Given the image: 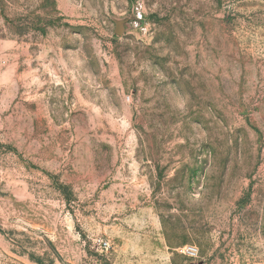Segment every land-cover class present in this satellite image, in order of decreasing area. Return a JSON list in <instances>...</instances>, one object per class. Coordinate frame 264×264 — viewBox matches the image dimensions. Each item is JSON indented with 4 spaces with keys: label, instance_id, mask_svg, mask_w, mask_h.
Masks as SVG:
<instances>
[{
    "label": "rangeland",
    "instance_id": "1",
    "mask_svg": "<svg viewBox=\"0 0 264 264\" xmlns=\"http://www.w3.org/2000/svg\"><path fill=\"white\" fill-rule=\"evenodd\" d=\"M0 264H264V0H0Z\"/></svg>",
    "mask_w": 264,
    "mask_h": 264
},
{
    "label": "built area",
    "instance_id": "2",
    "mask_svg": "<svg viewBox=\"0 0 264 264\" xmlns=\"http://www.w3.org/2000/svg\"><path fill=\"white\" fill-rule=\"evenodd\" d=\"M184 254L187 255L188 257H194L196 256V251L193 247H186L184 249Z\"/></svg>",
    "mask_w": 264,
    "mask_h": 264
}]
</instances>
